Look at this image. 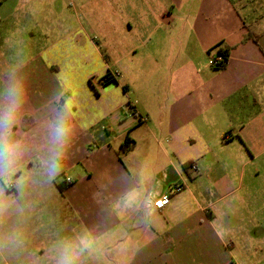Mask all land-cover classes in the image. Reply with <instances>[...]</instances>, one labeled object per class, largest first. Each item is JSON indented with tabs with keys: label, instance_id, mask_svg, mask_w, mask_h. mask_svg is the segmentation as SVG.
Listing matches in <instances>:
<instances>
[{
	"label": "crops",
	"instance_id": "1",
	"mask_svg": "<svg viewBox=\"0 0 264 264\" xmlns=\"http://www.w3.org/2000/svg\"><path fill=\"white\" fill-rule=\"evenodd\" d=\"M26 1H0V107L19 98L12 132L28 145L13 176L61 186L76 235L116 262L264 264L262 219L250 210L262 206L250 185L264 161V0H144L136 57L159 89L136 92V103L105 45L76 34L36 43ZM220 49L229 55L216 70ZM57 123L70 131L50 174ZM126 136L135 146L120 153Z\"/></svg>",
	"mask_w": 264,
	"mask_h": 264
},
{
	"label": "rangeland",
	"instance_id": "2",
	"mask_svg": "<svg viewBox=\"0 0 264 264\" xmlns=\"http://www.w3.org/2000/svg\"><path fill=\"white\" fill-rule=\"evenodd\" d=\"M144 5V0H27L19 6L38 44L67 43L76 34L105 45L111 68L130 84L136 103V92L153 95L159 89L142 77L136 57V15ZM141 67L152 73L148 62ZM251 167L256 171L250 185L253 204L262 205L250 208L251 215L260 214L264 228V161ZM33 178L13 176L0 182V264H58L65 251L72 264H125V256L116 262L104 246L83 242L74 232L59 186L45 184L41 191L31 184L39 177Z\"/></svg>",
	"mask_w": 264,
	"mask_h": 264
},
{
	"label": "clouds",
	"instance_id": "3",
	"mask_svg": "<svg viewBox=\"0 0 264 264\" xmlns=\"http://www.w3.org/2000/svg\"><path fill=\"white\" fill-rule=\"evenodd\" d=\"M21 108L19 98L13 97L0 107V179H7L13 175L22 161L28 145L12 132ZM69 129L63 123H57L50 130L52 148L47 166L50 174H54L60 167L62 149L69 135ZM58 264H72V257L65 251Z\"/></svg>",
	"mask_w": 264,
	"mask_h": 264
},
{
	"label": "trees",
	"instance_id": "4",
	"mask_svg": "<svg viewBox=\"0 0 264 264\" xmlns=\"http://www.w3.org/2000/svg\"><path fill=\"white\" fill-rule=\"evenodd\" d=\"M216 55L223 56L224 62L221 63L219 66H216V67H213V68L216 69V70L224 69L226 67V64H227L229 50L228 49H220ZM112 80L113 79H112V76H111L110 72H108V74H106L102 78V81L105 82V83L111 82ZM134 146H135V142L131 138H129V136H126L124 142L120 146V153L128 152L131 149H133ZM185 168H187V166ZM59 188H60L61 191H63V188L61 186H59Z\"/></svg>",
	"mask_w": 264,
	"mask_h": 264
},
{
	"label": "built area",
	"instance_id": "5",
	"mask_svg": "<svg viewBox=\"0 0 264 264\" xmlns=\"http://www.w3.org/2000/svg\"><path fill=\"white\" fill-rule=\"evenodd\" d=\"M224 62V58L221 55H216L211 62L212 67H216L219 66L221 63ZM193 170H196V167L193 166L192 167ZM73 182V180L71 178H66V183L67 184H71ZM12 186V185H11ZM182 190L181 186H176L171 190V193H176ZM171 200V195L170 194H164L161 197L155 199L153 201V206L158 209V210H162L164 209Z\"/></svg>",
	"mask_w": 264,
	"mask_h": 264
}]
</instances>
